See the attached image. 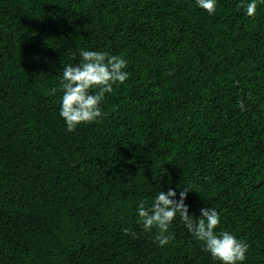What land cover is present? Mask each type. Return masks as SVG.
I'll return each instance as SVG.
<instances>
[{"label":"trees","instance_id":"16d2710c","mask_svg":"<svg viewBox=\"0 0 264 264\" xmlns=\"http://www.w3.org/2000/svg\"><path fill=\"white\" fill-rule=\"evenodd\" d=\"M249 2L0 0V264H220L178 214L164 247L138 222L141 201L186 186L189 215L216 209L214 231L264 264V4L249 17ZM81 49L122 56L128 79L69 132L59 85Z\"/></svg>","mask_w":264,"mask_h":264},{"label":"clouds","instance_id":"9594fccd","mask_svg":"<svg viewBox=\"0 0 264 264\" xmlns=\"http://www.w3.org/2000/svg\"><path fill=\"white\" fill-rule=\"evenodd\" d=\"M197 6L205 10L209 15L216 12L217 0H195ZM264 4V0H259ZM246 9L249 17H254L257 0L238 5ZM81 62L67 64L63 68L59 90L62 91L60 116L66 123L67 131H74L78 125L93 123L98 118H103L105 113L101 108L105 94L113 91V85L123 84L128 79V73L124 71L127 60L119 55L108 52L88 51L81 49ZM57 88H52L50 94L55 95ZM238 106L244 110V103L240 101ZM191 186L184 187L180 193V199L176 200V191L169 189L167 192L159 191L152 204L148 207L141 201L138 205V222L142 223L146 232L157 230L154 237L159 247H164L174 239V234L169 228L179 215L187 230L205 247L204 251L210 253L215 261L220 264H243L246 260L248 244L228 231L216 233L214 230L220 224L219 212L211 207L201 208L200 216L194 218L189 215L185 199ZM125 234L135 233L125 228Z\"/></svg>","mask_w":264,"mask_h":264}]
</instances>
